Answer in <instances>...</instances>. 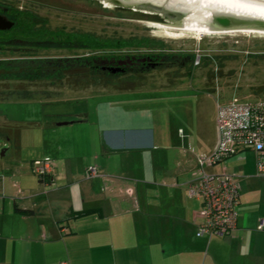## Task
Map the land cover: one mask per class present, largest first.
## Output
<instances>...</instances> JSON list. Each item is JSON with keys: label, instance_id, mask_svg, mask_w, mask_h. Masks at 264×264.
I'll return each instance as SVG.
<instances>
[{"label": "crops", "instance_id": "0c3cea01", "mask_svg": "<svg viewBox=\"0 0 264 264\" xmlns=\"http://www.w3.org/2000/svg\"><path fill=\"white\" fill-rule=\"evenodd\" d=\"M110 111L30 121L28 131L40 130L34 142L28 131L6 133L16 136L20 160L0 180V264H264V175L254 153L214 170L240 184L236 230L199 237L202 203L189 196L188 183L217 132L211 147L172 143L151 117ZM46 156L55 166L43 181L28 167ZM89 166L97 177H87Z\"/></svg>", "mask_w": 264, "mask_h": 264}, {"label": "rangeland", "instance_id": "374dc122", "mask_svg": "<svg viewBox=\"0 0 264 264\" xmlns=\"http://www.w3.org/2000/svg\"><path fill=\"white\" fill-rule=\"evenodd\" d=\"M0 1L34 12L46 21L48 28L63 31L64 36L90 34L108 44L122 40L134 45L98 49L53 47L29 53L12 51L0 45V59L30 55L125 57L130 54H157L164 55L165 61L168 55H195L191 65L174 64L137 76L136 84L130 89L122 88L128 84L122 81L125 77H120L122 79L116 85L107 86L102 82L85 88L71 87L66 83L0 81V180L19 170L16 136L6 133L16 134L18 131L25 136L31 129L30 121L40 117L67 121L68 113L75 110L88 108L94 117L97 108L111 107L110 114L124 118L142 116L145 120L151 117L172 143L186 141L193 147L197 144L205 148L211 147L216 139V104L219 98L233 94L264 98V34L215 33L198 38L193 31L151 24V21L175 23L151 10L110 5L101 0ZM144 39L148 40L144 44H148L138 46L137 42ZM26 90L31 97L24 98ZM125 90L126 93H119ZM179 128L185 131L184 137ZM28 132L31 142L40 136V130ZM42 134L45 135L44 132ZM9 137H13L12 140ZM24 152L26 155L29 150L24 149ZM28 168L32 175L38 177L32 164ZM216 169L211 167L207 170Z\"/></svg>", "mask_w": 264, "mask_h": 264}, {"label": "trees", "instance_id": "16d2710c", "mask_svg": "<svg viewBox=\"0 0 264 264\" xmlns=\"http://www.w3.org/2000/svg\"><path fill=\"white\" fill-rule=\"evenodd\" d=\"M15 11L17 13L11 29L0 33V45H4L6 49L12 51L29 53L53 47L98 49L108 46L113 48L134 46L132 42H123L122 40L115 44H108L107 41L94 38L90 34L84 36L66 34L64 36L63 31L48 28L45 24L46 21L34 12L30 10L26 12L18 11V8H15ZM146 41L148 40H139L137 45L146 46L148 44H144ZM163 56L157 54H130L124 57L123 55L102 56L93 54L61 57L30 55L20 58H1L0 81L47 82L52 85L66 83L71 87L85 88L90 85H100L102 82H105L107 86L116 85L122 79L120 77H125L122 81L128 84L122 88L130 89L136 84L135 79L137 76H142L154 69L170 67L174 64L180 66L191 65L195 55H168L165 56V61ZM1 94L2 92H0ZM29 97H31V94L29 95L27 90L24 91V98ZM1 98L4 99V96H1ZM18 211L31 213L29 210L20 208H18Z\"/></svg>", "mask_w": 264, "mask_h": 264}, {"label": "built area", "instance_id": "2783aa9c", "mask_svg": "<svg viewBox=\"0 0 264 264\" xmlns=\"http://www.w3.org/2000/svg\"><path fill=\"white\" fill-rule=\"evenodd\" d=\"M217 141L209 154H200L188 183L190 197L201 201V222L197 236L229 235L237 228L240 184L228 172L208 171L225 160L253 152L258 174L264 175V98L233 94L219 98L216 104ZM33 172L46 180L55 162L49 156L33 161ZM99 175L95 166L87 168V177ZM131 192V190H130ZM60 264H69L62 261Z\"/></svg>", "mask_w": 264, "mask_h": 264}, {"label": "water", "instance_id": "95a60500", "mask_svg": "<svg viewBox=\"0 0 264 264\" xmlns=\"http://www.w3.org/2000/svg\"><path fill=\"white\" fill-rule=\"evenodd\" d=\"M116 6L132 8L130 4L113 0ZM159 3L157 5L151 2ZM139 9H150L170 22H178L183 16L197 25L220 28L257 26L264 27V0H146L135 4ZM13 22L0 19V28L7 29Z\"/></svg>", "mask_w": 264, "mask_h": 264}, {"label": "bare ground", "instance_id": "6f19581e", "mask_svg": "<svg viewBox=\"0 0 264 264\" xmlns=\"http://www.w3.org/2000/svg\"><path fill=\"white\" fill-rule=\"evenodd\" d=\"M109 3H113V0H105ZM121 3L124 4H130L132 5V8H136L135 4L140 3L146 0H119ZM151 2L157 5H161L159 3H155L152 1H147ZM164 8V5H161ZM147 9V8H146ZM150 10V9H148ZM151 24L160 26V27H165V28H170V29H177V30H184V31H193L197 33V37H201L202 35L205 34H215V33H236V32H242V33H258V34H264V27H257V26H241V27H230V28H220L214 24L213 26L210 27H202L197 25L192 19L189 17L183 16L180 21L175 22V23H160V22H154L151 21Z\"/></svg>", "mask_w": 264, "mask_h": 264}, {"label": "flooded vegetation", "instance_id": "af4514ba", "mask_svg": "<svg viewBox=\"0 0 264 264\" xmlns=\"http://www.w3.org/2000/svg\"><path fill=\"white\" fill-rule=\"evenodd\" d=\"M101 1H103L105 3H108L110 5H115L113 3H109V2H107L105 0H101ZM18 11H24V12H26V11H29V10H24L22 8H18ZM16 13L17 12L15 11V8L14 7L9 6V5H6L5 2H3V1L1 2L0 1V19L3 18L5 20H7V21H11V22L14 23L15 22L14 19H15ZM11 27L10 28H7V29H1L0 28V33L5 32V31L11 29Z\"/></svg>", "mask_w": 264, "mask_h": 264}]
</instances>
